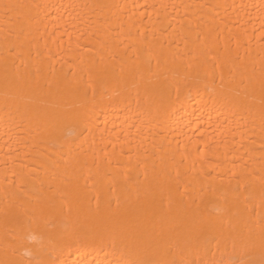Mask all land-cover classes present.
Wrapping results in <instances>:
<instances>
[{
	"label": "bare ground",
	"instance_id": "6f19581e",
	"mask_svg": "<svg viewBox=\"0 0 264 264\" xmlns=\"http://www.w3.org/2000/svg\"><path fill=\"white\" fill-rule=\"evenodd\" d=\"M0 264H264V0H0Z\"/></svg>",
	"mask_w": 264,
	"mask_h": 264
}]
</instances>
